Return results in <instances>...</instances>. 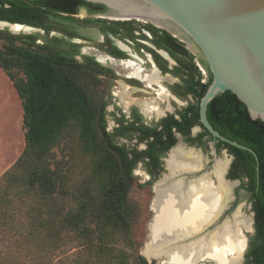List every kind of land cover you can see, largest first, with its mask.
<instances>
[{"label":"trees","instance_id":"16d2710c","mask_svg":"<svg viewBox=\"0 0 264 264\" xmlns=\"http://www.w3.org/2000/svg\"><path fill=\"white\" fill-rule=\"evenodd\" d=\"M31 1L46 12L49 9L73 12L76 5L104 8L102 4L87 0ZM9 6L6 7L5 4ZM0 19L11 23L40 25L44 15H34L30 4L21 0H0ZM43 6L44 8H40ZM9 31H5V33ZM155 34L165 38L164 34ZM12 37H19L11 34ZM166 36L171 47L193 57L184 43L171 34ZM164 43L163 39H158ZM0 66L21 98L25 145L16 161L0 176V229H6L9 221L21 213L32 199L41 201L36 208L40 228L49 236H55L61 227L70 226L77 236L84 238L100 256L108 253L109 229L121 232L133 246V205L129 202L132 174L138 158L131 159L127 151L104 139L106 120L103 108L90 98L74 77L73 65L67 58L57 57L35 48L10 42L0 49ZM210 82L198 92V102ZM212 126L223 136L253 149V152L218 139L234 155V176L245 180V188L255 211V231L250 235L246 264H264V120L253 118L245 103L231 91L216 96L207 108ZM141 118V117H140ZM199 103L191 105L180 119L169 117L164 128L152 127L148 136L160 142L164 149L176 141L173 126L180 132L199 120ZM70 130H75L85 151L95 152L99 159L91 182L98 192H89L88 185L77 188L75 209L65 210L60 201L71 195L67 173L53 165V148L60 144ZM203 134H210L207 129ZM167 140L168 143H167ZM160 165V163L156 164ZM27 207L26 214L33 215ZM38 229V230H39ZM126 256L118 258L119 264H127ZM137 264H157L139 256Z\"/></svg>","mask_w":264,"mask_h":264},{"label":"rangeland","instance_id":"374dc122","mask_svg":"<svg viewBox=\"0 0 264 264\" xmlns=\"http://www.w3.org/2000/svg\"><path fill=\"white\" fill-rule=\"evenodd\" d=\"M86 15L87 13L84 10H80L78 17L74 19L63 17L48 18L47 21L45 20L46 26L44 29L31 27L32 29L28 31L14 32L12 30L9 31V27H0V49L12 41L18 45L44 47L48 51L73 52L76 48L68 45V37L71 35L77 36L75 32L79 31L88 35L86 40H82L85 37H82V39L76 38L77 41L82 42L83 47L97 45L103 39V35L96 24L86 20ZM73 29H75V32L72 31ZM5 31H9L11 34L18 35L19 37H12L11 34L5 33ZM25 35H29V37L25 38ZM35 38L38 40L34 43ZM184 41L195 54H198V49L191 47L188 43L191 42V39H184ZM85 55L81 50L78 59H83ZM128 86V83L122 81L118 89L113 87V91L118 93L121 91L120 93L125 95L126 92L128 93ZM89 87V90L100 94L101 98L96 99L99 105L104 103L108 105L107 117L109 128L115 125L114 118L119 114L125 113L127 109L137 108L140 111L142 108V111L146 114H143L144 121L151 125L156 121L157 116H161L160 114L165 112V109L168 110L170 106L173 107L171 98L161 99L158 97V94L156 98L149 97L140 99L141 101L133 99L135 96L131 94H127L125 97L116 95L113 98L102 99L104 90L100 85L96 84ZM122 91L125 93H122ZM109 93L111 92L109 91ZM104 97L107 96L104 95ZM132 99L134 103L142 107L140 108L136 104H131L127 107L126 103H130ZM176 100L180 101L179 99ZM183 102L186 104L185 100ZM164 104L165 108L162 107ZM175 105L177 104L175 103ZM158 109L164 112L159 113ZM22 119L23 107L21 98L12 81L0 66V156H3L4 151L10 149L12 144L15 149L11 153L10 162L4 164L0 169V176L3 171L9 168L8 166L19 153L20 147L24 145L25 138ZM177 144L184 143L179 141ZM194 146L193 148L200 151L205 158L206 162H204L203 172L211 171L215 160L227 158L224 148L216 150L217 156H215L213 151L215 146L212 142L206 143L204 147ZM228 154L231 156L229 152ZM53 156V165H56L62 172L67 173L70 180L71 195L66 201H60L64 205L65 210L76 208L77 200L75 192L77 188L88 185L89 192H98L91 182L93 181L94 168L99 156L95 152L90 153L85 151L78 140L75 130H70L66 133L60 144L53 148ZM163 162L164 168L159 175L161 178L167 173V169H165L166 160ZM155 181L156 179L150 182L149 174L141 164L137 166L132 174V184L129 191V202L134 208L132 247L123 234L115 229H109L110 236L107 241L108 253L103 256L97 254L96 248L90 247L84 238L77 236L76 231L70 226L61 227L55 236H49L43 232L42 228L39 229L42 222L37 218L36 208L38 209L41 205V201L32 199L31 203L28 202L26 206H23L26 208H22L19 215L9 221L10 224L6 229H0V264H119L118 258L122 255L127 257V264H137L138 257L145 255V251L151 243L150 226L155 216V211L152 207L155 197L153 191ZM234 189L236 197L231 209L226 214H231L240 206H242L247 214H250L253 211V207L248 193L241 189L240 183L235 185ZM27 207L31 208L30 211L35 216L26 214ZM253 233V231L246 232L248 242L250 235ZM161 259L164 261V258H157L158 264H168V262L161 263ZM204 262L216 264L209 259L204 260ZM244 264H246L245 257Z\"/></svg>","mask_w":264,"mask_h":264},{"label":"flooded vegetation","instance_id":"af4514ba","mask_svg":"<svg viewBox=\"0 0 264 264\" xmlns=\"http://www.w3.org/2000/svg\"><path fill=\"white\" fill-rule=\"evenodd\" d=\"M21 1L23 3L30 4V8L32 10H35L34 15H40V18L41 15H44L45 17V19L41 18V20H38L41 23L40 25L20 23L24 24L25 26L34 27L36 29H44L48 18L51 19L52 17H63L74 19L75 17H78L80 10H84L87 13L86 20L90 23L96 24L99 27L98 29L102 33L103 39L97 45L90 47H83L82 42L76 40V38L82 39V37H85L82 40H86V37L88 35L82 31L75 32V29H73L72 31L75 32L77 36L71 35L70 37H68V45L76 48L75 50H73V52L48 51L44 49V47L38 48L33 46H26L35 48L37 50H42L46 53H51L57 57L61 56L63 58H67L73 65L72 70L74 71L73 74L75 79L81 85H83L90 98H93L95 100L99 97L101 98L98 92L89 90V86H93L96 84L100 85L104 90L102 99H108V97L113 98V96L116 95L125 97V95L127 94L134 95L135 98L133 99L139 101H141L140 99L149 97L156 98L157 94L161 99L171 98L174 109L172 106H170L168 110L165 109V112H161L163 114H160L161 116H157L156 121L151 125L144 121L143 114H146L142 111V106L140 107V105L134 103L132 99L130 103L127 102L129 103L128 105L126 103V106L128 107L131 104H136L141 108V110L139 111L137 108L125 110V113L119 114L114 118L115 125L112 128H109L107 117L108 105L106 103L101 105L98 104L100 108H103L106 120L105 131L107 132V135L104 134V139L107 140V138H109L110 140L107 141H111L112 144L116 146L123 147L127 151L131 159H134L135 157L138 158L133 172L137 168V166L141 164L145 171L149 174L150 182L156 179L153 186L155 195V188L159 181L162 179L161 177H159V175L164 168L163 161L166 160L165 169H167L168 173L167 158L169 157L171 150L179 141L186 144L185 146L187 147L192 146V148L194 145L204 147L206 143L212 142L216 150L224 148L231 154L230 150L227 147L222 146L218 142V139H214L209 131L208 132L210 134H203L206 128L200 120V103L202 97L206 92L198 102L197 94L198 92L202 91V86L197 83L198 81H200L201 83H211L213 80V75L202 52L194 43L188 42L191 47H196L198 49V54H195L187 46L184 39H188L189 37L180 29L172 26L167 22L157 23L155 21L140 18H111L106 15L108 13V9L104 5V8H90L85 5H76L74 6L75 9L73 10V12H60L58 10L55 11L51 8L49 9L48 7L46 8V12H42V10L38 9V6L31 1H39L40 3H42L43 0ZM48 2L52 5H57L58 3L57 0H48ZM5 6L8 7L9 4L6 3ZM40 8L44 7L41 6ZM155 31H158L159 35L164 34L165 38H160L159 36H157L155 34ZM166 33L173 35L179 41L183 42L184 47L188 49L193 57L185 53L183 54V52L177 48L173 49L171 47V44L168 43L169 39H166L168 38L166 36ZM28 37L29 35H25V38ZM115 39L121 40L124 45L129 47L130 51L121 48L118 44L115 43ZM158 39H163L164 43H160ZM37 40L35 38L34 43ZM81 50L86 55L85 57H83V59L79 60L78 56ZM99 55L103 56L105 58V61H101L99 59ZM137 68L141 70V75L147 77L153 75L156 71L159 77L158 81L151 83L148 79H142L141 76L133 75V72L137 70ZM122 81L129 84L127 89L128 93L122 91V93H125V95H122L120 93L121 91H119V93L113 91V87L118 89L119 84ZM109 91L111 93H109ZM162 93L164 96H161ZM104 95H106L107 97H104ZM176 99H179L181 102L177 101ZM183 100L186 101V104H184ZM175 103L177 105H175ZM198 103L199 121L191 125L187 133L180 132L176 129L175 126H173L172 132L176 138V141L173 145L169 146V148L164 149V145L160 142H156L155 144L153 142V137L148 136V134L150 133L149 128H164L167 123L170 122L169 117L171 115L174 116V118L180 119L182 113L187 108H189L191 105H197ZM162 107L165 108V104L162 105ZM159 110L160 109H158V111ZM168 141L169 140H167V143ZM231 155L233 156V158L231 163L229 164L226 178L231 180H240L239 183L241 185V189L248 193L244 184L245 180L239 177L236 178L234 176V169L232 167L234 155ZM158 163H160L159 166L156 165ZM233 195L235 199V189ZM233 201L231 203L232 205Z\"/></svg>","mask_w":264,"mask_h":264},{"label":"bare ground","instance_id":"6f19581e","mask_svg":"<svg viewBox=\"0 0 264 264\" xmlns=\"http://www.w3.org/2000/svg\"><path fill=\"white\" fill-rule=\"evenodd\" d=\"M110 2L123 10L136 9L164 17L149 10ZM0 27H9L14 32L32 29L6 22H0ZM117 44L130 51L123 42ZM99 59L105 61L101 55ZM140 72L137 68L133 75L151 83L159 79L156 71L148 77ZM226 157L215 160L211 171L203 172L206 161L200 151L184 144L171 150L167 158L168 173L155 188V216L145 256L164 258V262L170 264H207L206 259L216 264L244 263L246 232L253 229V213L247 214L240 206L226 214L232 207L233 189L238 184L237 180L226 178L230 164L229 156Z\"/></svg>","mask_w":264,"mask_h":264},{"label":"water","instance_id":"95a60500","mask_svg":"<svg viewBox=\"0 0 264 264\" xmlns=\"http://www.w3.org/2000/svg\"><path fill=\"white\" fill-rule=\"evenodd\" d=\"M87 1L104 5L108 9L106 15L111 18L167 22L185 33L191 39L190 43H194L202 52L213 75V80L201 99V122L214 139L255 153L248 146L220 134L210 123L207 108L216 96L231 91L245 103L253 118L264 120V0ZM110 1L149 10L164 17H155L136 9L123 10ZM0 22L24 25L4 20ZM119 41L121 40L115 39L116 44ZM213 151L217 156L215 148ZM225 153L230 157L231 163L233 156L226 149ZM252 213L254 232L255 211ZM144 257L148 262L157 263V258ZM160 262L167 263L162 259Z\"/></svg>","mask_w":264,"mask_h":264},{"label":"crops","instance_id":"0c3cea01","mask_svg":"<svg viewBox=\"0 0 264 264\" xmlns=\"http://www.w3.org/2000/svg\"><path fill=\"white\" fill-rule=\"evenodd\" d=\"M13 83V82H12ZM11 144V143H10ZM24 145H25V142L23 143ZM24 145H22L21 147H20V151H19V153L17 154V156H16V158H14V160L10 163V165L8 166V167H11L12 166V164L16 161V159L19 157V155L21 154V152H22V150H23V148H24ZM10 146V145H9ZM20 146V145H19ZM15 149H14V145L12 144L11 145V148L10 149H7V150H5L4 151V154H3V156L1 155L0 156V169L4 166V164H6V163H8V162H10L9 160H10V158H11V153H13V151H14ZM4 155H5V157H4ZM5 160H4V159ZM7 167V168H8ZM4 172V171H3Z\"/></svg>","mask_w":264,"mask_h":264}]
</instances>
